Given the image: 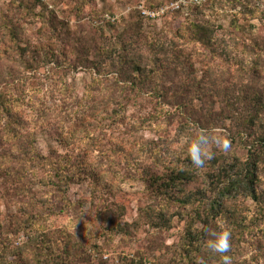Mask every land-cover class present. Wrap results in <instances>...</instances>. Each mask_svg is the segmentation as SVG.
Here are the masks:
<instances>
[{
    "label": "rangeland",
    "instance_id": "1",
    "mask_svg": "<svg viewBox=\"0 0 264 264\" xmlns=\"http://www.w3.org/2000/svg\"><path fill=\"white\" fill-rule=\"evenodd\" d=\"M139 5L166 11L150 19ZM197 22L212 29L209 47L192 39ZM124 43L147 67L143 86L102 82L90 67ZM17 47L28 49L23 60ZM53 48L65 63L43 60ZM76 58L90 62L74 68ZM19 77L36 149L68 155L79 174L69 207L37 181L0 177L3 264H15L30 238L45 240L48 255L68 248L65 264H225V255L264 264V0H0V89ZM84 106L125 114L80 123ZM183 106L192 131L178 121ZM241 117L254 123L234 143ZM196 122L211 158H223L214 182L202 176L209 164L192 168L198 176L177 192L191 195L184 206L148 181L185 161ZM224 139L228 151L216 143ZM196 211L202 219L191 225ZM225 226L230 250L221 254L208 244Z\"/></svg>",
    "mask_w": 264,
    "mask_h": 264
},
{
    "label": "trees",
    "instance_id": "2",
    "mask_svg": "<svg viewBox=\"0 0 264 264\" xmlns=\"http://www.w3.org/2000/svg\"><path fill=\"white\" fill-rule=\"evenodd\" d=\"M37 1L40 2V0ZM191 24L190 33L193 35L192 39L201 43L204 47H209L213 36L212 29L203 23L197 22ZM122 47V51L115 58L112 54L106 59L100 58L93 62H90L88 58H76L72 66L76 68L81 66L83 62H85L84 64L90 62V67L92 66L91 69L95 70L94 73L99 76L102 82L110 81L109 77H112L115 80V84L120 83L126 86H139L140 84L143 86L146 80L145 74H148L146 72V65H142L135 57L130 56V52H128L125 43ZM17 48L21 51L19 57L23 60V56H25L24 54L28 49L26 47ZM54 50L58 51L54 53ZM60 50H62L61 47ZM105 52L106 51H104V53ZM101 53L103 54L102 51ZM61 55L62 57H60ZM43 60H55L57 66L65 63L64 54H60L57 48H53L48 54L45 53ZM149 71L151 72V70ZM155 73L156 72H154L153 75H155ZM30 78L35 79L36 74L33 73V75L29 74L24 77L25 80ZM23 83L20 77L18 80L11 78L10 82L3 83L4 86L0 89V177H2L4 181L18 180L22 183L37 181L43 186L50 187L51 190L57 193L59 201L63 204L62 206L69 207L71 202L67 198L68 186L74 182V178L78 176L79 171L73 172L74 170L71 169L69 164L70 158L68 155L51 152L50 155L44 156L36 149L34 132L27 127L30 120L28 119L29 115H27L23 109V103L26 101L25 93L28 92L25 89L19 88ZM17 90L21 91L20 94H17ZM29 99H31L30 96ZM183 107L184 108L180 107V112H178L181 118L178 121L183 123L182 127L184 130L188 129L192 131V129L195 128L192 127V121L187 115L189 114V112H187L188 109L185 108V106ZM177 108H179V106ZM82 109L83 114L77 118L80 123L88 117L96 116L97 114H101L106 118L112 115L121 118L125 114L124 110L122 113L115 110L105 113V109L97 111L94 106H84ZM253 123V119L241 117L239 123L235 126L232 142H241L243 132L248 130L246 128H251ZM241 126H243V128H241ZM198 127L201 128L202 131H197L196 140L198 137L201 138L204 135L203 129L206 128L202 123H198ZM205 144L206 141H204L203 138L202 145L205 146ZM187 146L189 147L186 150L187 156L184 157L185 161L182 162L181 165L174 163V167L170 170V174L156 176L148 181L154 190L161 192L163 196L165 192L170 191L173 197L172 201L178 200L177 198L179 197L177 192H181L184 184L192 182L198 176V173L193 172L192 168H194V166L200 169L209 164L212 170L204 171L202 176L206 178V180L210 179L212 182L220 179V173H216L214 170L216 166H220L223 158V156H220L223 152L210 159L204 158L203 165L196 166L191 157L190 149L192 144L189 143ZM259 146V148L264 147L262 143H260ZM233 157L237 162H240L237 156ZM220 169L223 168L221 167ZM179 200L184 206L193 202L190 194L182 195ZM193 216L194 218L192 217L190 221L191 225L193 221L202 219V215L199 211H196ZM58 231L61 233L60 230ZM60 242L61 241H59L58 244ZM44 247L45 240L35 238L28 239L17 247L14 257L15 264H58L60 261L65 264L66 258L70 256L69 250L66 247H64L63 253L58 251L49 255L48 252H45ZM0 264L3 263L0 261Z\"/></svg>",
    "mask_w": 264,
    "mask_h": 264
},
{
    "label": "clouds",
    "instance_id": "3",
    "mask_svg": "<svg viewBox=\"0 0 264 264\" xmlns=\"http://www.w3.org/2000/svg\"><path fill=\"white\" fill-rule=\"evenodd\" d=\"M203 137L193 141L191 146V157L192 161L196 166H201L204 163V158H211V153L207 151L206 147L202 145ZM217 145L221 147L224 151H228L231 147V142L228 139L223 141L217 140ZM215 239L209 242L208 247L214 252L221 254L227 253L230 250V237L231 232L227 226L219 233H213ZM225 264H230V258L228 256H223Z\"/></svg>",
    "mask_w": 264,
    "mask_h": 264
},
{
    "label": "built area",
    "instance_id": "4",
    "mask_svg": "<svg viewBox=\"0 0 264 264\" xmlns=\"http://www.w3.org/2000/svg\"><path fill=\"white\" fill-rule=\"evenodd\" d=\"M201 1L202 0H195L196 3H200ZM138 10H139L140 14L142 15V17H147V18L153 19V18L158 17L159 15L163 14L166 11V7L161 6L158 9L150 10V9H146L142 5H139Z\"/></svg>",
    "mask_w": 264,
    "mask_h": 264
}]
</instances>
